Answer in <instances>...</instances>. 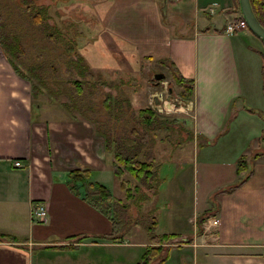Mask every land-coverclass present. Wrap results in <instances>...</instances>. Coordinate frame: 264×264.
I'll return each instance as SVG.
<instances>
[{
	"label": "crops",
	"instance_id": "crops-1",
	"mask_svg": "<svg viewBox=\"0 0 264 264\" xmlns=\"http://www.w3.org/2000/svg\"><path fill=\"white\" fill-rule=\"evenodd\" d=\"M231 1H77L92 13L90 25L83 27L91 38L77 49L93 72L122 73L134 59L147 66L155 54L158 65L165 64L172 74L192 82L189 106L171 108L172 102L163 98L161 108L164 105L168 111L162 108L154 117L161 120L178 113L192 123L191 131L179 124L185 130L180 136L192 138L190 161L175 158L160 165L164 161L154 157L153 183L171 186L167 189L169 221L160 234H173L171 241L180 242L174 247L180 248L181 264H264V139H259L264 127L262 53L246 30L232 35L222 32L225 19L233 14L228 11ZM213 3L217 7L209 13ZM132 66L125 74L141 70L134 62ZM149 80L144 105L136 113L150 105L155 87ZM95 88L104 90L103 99L104 94L116 95L107 85ZM30 100L29 83L0 54V233L13 236L10 241L0 239V264H97L95 247L116 246L98 237L110 236L111 222L82 199L81 188L79 194L70 190L66 180L69 171L87 169L89 180L105 185L112 194L116 181L112 142H106L92 121L47 111L49 101H42L46 107L40 110ZM240 121L247 124L241 126ZM150 134L154 137V131ZM198 138L202 140L196 145ZM250 140L254 148H248ZM157 151L163 153L159 143L153 155L150 150L143 154L144 159L153 162ZM255 153L259 155L254 158ZM242 158L245 165L236 173ZM14 160L21 166L14 167ZM170 163L175 172L166 171ZM121 175L136 184L126 173ZM189 189L190 196L184 192ZM154 190L155 200L161 201L159 190ZM189 198L190 211L176 214ZM38 204L44 208L41 217L33 213ZM209 219L217 224L209 225ZM48 252L61 256L49 257ZM70 253L77 256L69 258ZM169 258L164 256L159 264L169 263Z\"/></svg>",
	"mask_w": 264,
	"mask_h": 264
},
{
	"label": "rangeland",
	"instance_id": "rangeland-1",
	"mask_svg": "<svg viewBox=\"0 0 264 264\" xmlns=\"http://www.w3.org/2000/svg\"><path fill=\"white\" fill-rule=\"evenodd\" d=\"M8 5H4V1L0 0L2 5L0 6V25L2 23L3 31H12L13 36L21 37L23 39L22 49L23 52L20 56L21 59L19 66L22 72L30 78L32 76V71L24 72L23 70H28L29 68L40 65V67L47 66L45 61L44 64H36L35 62V54L38 52H44L48 55H60L62 57L60 63H58V69L56 71L58 73L52 75L53 69L50 71H39L43 81L41 82V95L39 96L40 101H44L48 103V97H50V91L57 92L56 95L53 94L52 99H50V103H48V107L40 104L39 109L41 110L43 107H46L47 111H53L57 115L63 113L66 117L72 116V110H74V104L78 106L77 114L75 116L77 119H98L100 121L105 122V117H110L112 115L118 114L119 110H122L120 117L118 120H108L104 126V131L107 135L117 134L120 140L121 136H126V143L128 145H133V147L137 146L138 159L143 160V153L147 152L146 146H150V153L153 155V149L156 145L161 144L163 147V153L159 154V152H155L153 156V168L155 171V158L161 159L164 162L162 164H166V161H174L175 158L178 160L186 161L191 160V137L186 138L180 136L181 132H185V130L179 125L184 124L186 130L191 131V118L184 114H173L168 117H163L161 120L153 121L151 125L147 126V132H142L141 130L144 128L142 119L138 118L135 113L138 107L144 105V91H145V83L148 77H150V82L154 85V91L164 92L165 97L168 102H172L169 105L173 108L172 105L178 106L182 105L181 99L179 97L178 92L180 88L175 84L174 78L172 77V72L168 66L164 64V66L158 65L155 61L160 59L155 54L152 55L151 62L148 63L147 66H144V61L142 59H134L132 62L126 65L125 69H122V73L120 72H112V73H101L97 74L92 71L91 64L84 57L83 60L89 63L88 70L90 71V79H86L85 77H80L76 75L72 71H68L65 68V60L66 54H68V50L64 48L67 46H74L73 52L77 47L87 43L91 35L88 32H85L87 22L90 21V16H92L91 12L86 11L82 8L83 4L78 3V0H5ZM32 1V2H30ZM29 2L28 5L38 6V5H46L48 7L49 19L48 22L51 25H56L59 28L60 36L53 33L54 40H58V42H54L46 37V31L38 30V27L34 23H31V20H28L24 7L26 3ZM217 7V6H216ZM24 16V17H23ZM87 16V17H86ZM2 22V23H1ZM79 28L81 29L80 33ZM39 31V32H38ZM246 31L251 34L247 30ZM1 28H0V38H1ZM11 33H9L10 35ZM93 36H96L92 34ZM251 40H253L258 49L261 51L262 55L264 53V45L260 41L259 38L251 35ZM36 40V41H35ZM246 41V40H245ZM38 42V43H36ZM33 50V53L31 52ZM80 52V51H77ZM1 54V53H0ZM70 59L73 58L74 55L69 53ZM79 54V53H78ZM4 62L10 66L8 62L5 61L3 55L1 54ZM264 56V55H263ZM47 56L40 57L39 60L46 59ZM57 59V58H56ZM97 60L103 61V58L96 57ZM106 60H108L106 58ZM136 66L140 65V71L132 72L130 74H125L126 70L132 66V63ZM166 63V62H162ZM96 65V64H95ZM11 67V66H10ZM12 68V67H11ZM37 69V68H36ZM35 69V70H36ZM13 70V69H12ZM14 72V71H13ZM42 72V73H41ZM260 78L262 77L261 67H260ZM155 73H162L163 78L159 81L151 79V76ZM16 74V73H15ZM17 75V74H16ZM97 75H101V80L104 81L105 85L109 86L112 91L115 92L114 103L108 107V110H104L103 106H105L106 99H103L104 90L100 89L98 91H91L90 94L83 93L80 96H77L74 93L73 87L67 80H75L77 79L80 84V88L86 90L90 87L85 86L83 83L85 82H95ZM23 80V79H22ZM262 80V78H261ZM87 87V88H86ZM125 99L127 105L122 106L118 103L117 99ZM143 101V102H142ZM62 102L64 105V109L61 110V106L58 107V103ZM157 99L154 97V103L157 104ZM108 103V102H107ZM71 105V106H70ZM45 108V109H46ZM130 109V110H129ZM165 111V110H164ZM162 111V112H164ZM167 111H165L166 113ZM43 114H46V111H43ZM111 114V115H107ZM131 114V118L129 117ZM164 114V113H162ZM83 116V117H82ZM133 116V117H132ZM90 120V121H91ZM171 120H175L171 122ZM177 122V124H175ZM241 126L246 125L243 121H240ZM97 126L99 124L97 122ZM111 131V133H110ZM150 131H154V137L150 134ZM114 132V133H113ZM118 140V141H119ZM201 138H198L197 143L201 142ZM252 145L254 148L255 145L250 140L248 144V148ZM264 145V143H263ZM153 147V149H152ZM155 157V158H154ZM176 160V159H175ZM20 163V162H19ZM21 164V163H20ZM13 165V162H12ZM169 166V165H168ZM165 165V167H168ZM170 172H175V167L172 163H170V167L168 170ZM156 175V174H155ZM154 176V175H152ZM126 177H130L126 175ZM121 175L119 179H122ZM131 178V177H130ZM133 179V178H131ZM129 186L131 188V194L128 198L124 197V193L119 191L118 181H115L114 186H110L111 193L114 195L113 199L115 202V207L113 210V219L115 222V235L122 236V239H112L102 238L101 240H108L116 243L114 248H109L106 250L105 247L97 246L93 249V253L97 256V264H111V260L113 258V264H135L142 254V251L145 247H150L154 242L151 240V234H160L162 231H166L167 224L169 221V212L168 208L171 204L168 197V191L171 186H167L163 183L154 182L152 186L159 190V194L161 195L162 200L156 201V195L154 188H148L146 185L141 184L138 186L137 190H133V181ZM137 183V182H136ZM139 184V182H138ZM112 185V184H111ZM190 187V186H189ZM186 195L190 196V189L188 191H184ZM121 198V199H120ZM117 199H120L118 201ZM190 198L185 201L184 208L182 210H178L176 214L180 216L182 212L187 214L190 211ZM104 204H102L103 206ZM153 224V225H152ZM216 225V224H215ZM151 230V231H150ZM150 231V232H149ZM125 239V241H124ZM170 238L169 240H172ZM168 240V241H169ZM180 241V240H179ZM144 243V244H135V243ZM185 242V241H184ZM125 243V244H122ZM180 242H172L168 244L167 242H160L157 245H161L162 249L168 250L167 256L169 258V263L167 264H181V261L178 257V251L180 248L174 247ZM75 247V246H71ZM173 247V248H172ZM185 249V248H183ZM49 257L61 256L60 253L48 252ZM73 253L67 254L69 258H75L77 255H72ZM108 254L109 260H106V256ZM113 254V256H112ZM161 254V253H160ZM183 256L186 254V250L182 252ZM175 262V263H174ZM184 264H187L186 262Z\"/></svg>",
	"mask_w": 264,
	"mask_h": 264
},
{
	"label": "trees",
	"instance_id": "trees-1",
	"mask_svg": "<svg viewBox=\"0 0 264 264\" xmlns=\"http://www.w3.org/2000/svg\"><path fill=\"white\" fill-rule=\"evenodd\" d=\"M3 1H4L5 6L8 5L5 0ZM2 3L3 2L0 3V6L2 5ZM28 4L29 2H27L26 6L24 7L25 13H26V15L24 16L28 17V20L30 19L31 23H34L36 25L35 27H38L39 31L40 29L43 32L46 31V37H49V39L54 42H58V40H54L52 32H55L59 35L60 31L56 25L53 26L48 22V19H49L48 7L46 5L33 6V5H28ZM249 4L259 24L264 28V0H249ZM228 11L239 14L237 0L231 1V5L229 6ZM2 25L4 24L2 23ZM2 25H0V28L2 31L1 38H0V52L3 55L4 59L6 60V62H8L10 66L12 67L14 73H16L17 76H19L21 79L29 83V93H30V98H31L30 104H32V106L34 107H39L40 104H42V101H40L38 98L42 94L40 91L41 90L40 85H41V82L43 81V78L41 77L39 71L41 70L43 72L47 70L50 71L51 69H53L52 75L58 73L56 71V68L58 69V63H60L62 57L60 55H48L44 52L36 53L34 57L35 62L33 63L44 64L46 61L47 66L45 65L44 67L41 68L40 65H38L36 66L37 69L35 67H32V68L28 67V70H23L24 72L32 71L33 73L32 76L28 78L22 72L19 66V63H20L19 59H21L20 56L23 52L22 45H21L23 44L22 43L23 39L21 37L19 38L17 36H13L14 33H12V31L11 32L9 30L3 31ZM9 33L11 34L9 35ZM64 49L68 50V54H66L65 60H63V63L65 61L64 63L65 68L68 71L74 72L76 75L80 77L86 76V79H90L89 78L90 71L88 70V66L83 60L80 53L77 52L78 49L76 48L77 51L75 50L73 52L74 46L70 47L67 45ZM31 52L33 53V50ZM69 53L71 54L73 53L72 55L74 56L72 59L68 57L70 55ZM42 56H47V58L44 60H39L40 57ZM261 73H262V77H261L262 85L264 86V56L263 55L261 56ZM172 77L174 78L175 84L180 88V91H179L180 99L188 100V97L190 96L192 92L191 80L190 81L184 80L180 76L174 75V74H172ZM67 82L72 85L74 93L77 96H80L83 93L90 94L91 93L90 90L95 92L96 91L95 87L97 85L99 86V88L105 85L104 81L101 80L99 75H97L96 81L94 83L93 82L83 83L85 86L90 87V89L86 87L87 88L86 90L80 88L81 83H79L77 79L67 80ZM56 93L57 92L50 91V97H48L49 102L51 101L50 99L55 97L53 96V94L56 95ZM104 95H105L106 102H105V106H103L104 107L103 109L108 110V107L111 106L112 103H114L115 101L111 95H107V94H104ZM117 100H118V103L121 104L122 106H124L125 104L127 105V102L125 101V99L119 98ZM58 104H59L58 107L61 106L60 107L61 110L64 109V105L62 104V102H59ZM77 108L78 106L74 104V108H73L74 110H72V116L71 117L68 116L69 118L76 119L75 113L77 114L78 112ZM248 110L252 111L249 108ZM119 111L120 112H118V114L116 115L105 117L106 118L105 122L103 120L100 121L101 118L99 120L98 117L97 119H92V120L90 118V120L96 126L98 122L99 127L98 126L97 127L99 131L104 135V139L106 140V142L107 143L108 141L112 142V146L114 149V159L116 161V165L114 166L112 170V174H113V177L116 179V181H118V187L121 189L122 193H124V197L128 198L129 195L131 194V188L129 186L130 183H128V181L125 180L124 177L122 179H119L121 174L126 173L131 178L136 180L137 183L133 185V190H137L138 186H140L141 184H144V186L146 185V187L148 188H151V187L153 188L152 184L155 178V171L153 168L152 159L151 160H147V159L139 160L137 158L138 157L137 146L133 147V145L131 144L128 145V143H126L125 141L126 139L125 135L121 136L119 140V137L117 134H111L109 137V135H107L106 132L104 131L103 124H105L108 120L110 121L118 120L122 110H119ZM136 114L138 118L142 119L143 123L141 124L144 125L143 127H144V130H146V132H147L146 127L149 126V124L151 125L153 121H157L156 118L154 117L158 113L155 110H153L150 106L140 108L139 110H137ZM107 115H111V114H107ZM128 118H131V114H129ZM259 139L260 140L264 139V127L261 130ZM146 148L147 150H149L150 146H146ZM258 155L259 153H255L253 157L255 158ZM244 165H245L244 158L239 159L238 162L236 163V169H235L236 173L241 171ZM88 176H89V171L87 169L71 170L67 173L66 184L70 190L74 191V193L76 192L77 194H79L78 189L81 188L82 189V194H81L82 199L85 200L88 204H90L94 208H97L100 212H102V214H104L106 217L109 218L111 225H112V232L109 238L111 237L114 240L122 239V236L115 235L114 233L115 227H116L114 219H113V210L115 207V202H114L112 194H110L109 190L107 189L105 185L95 182V181H90ZM117 200L120 201L119 199ZM102 204L104 205L102 206ZM203 217L204 216L202 215L199 217V219L202 220ZM98 237L99 239H102L106 236H98ZM172 237H175V235L170 234V233L169 234H166V233L151 234L150 238L154 243L150 247H145L143 249L139 260L135 264H159L161 263L163 261V257L167 256L169 248L168 250H165V251L163 250L164 252L160 254L162 247L161 245L159 246L157 244L160 242H164V243L169 242L168 240ZM12 238L13 236H10L9 234L0 233V239H5V240L10 241V239ZM83 238L84 236H79L77 239H83Z\"/></svg>",
	"mask_w": 264,
	"mask_h": 264
},
{
	"label": "water",
	"instance_id": "water-1",
	"mask_svg": "<svg viewBox=\"0 0 264 264\" xmlns=\"http://www.w3.org/2000/svg\"><path fill=\"white\" fill-rule=\"evenodd\" d=\"M238 4V11L240 16L244 19L247 30L260 39V41L264 44V28L259 24L258 20L256 19L255 15L253 14L249 0H237ZM162 73H155L151 76V79H154L156 81H159L163 78ZM155 85V84H154ZM153 97L157 99V104L154 103ZM165 97L164 92L161 91H154L151 96H149L150 99V107L155 110L156 112H161V100ZM182 105H190V102L188 100L181 99Z\"/></svg>",
	"mask_w": 264,
	"mask_h": 264
},
{
	"label": "built area",
	"instance_id": "built-area-1",
	"mask_svg": "<svg viewBox=\"0 0 264 264\" xmlns=\"http://www.w3.org/2000/svg\"><path fill=\"white\" fill-rule=\"evenodd\" d=\"M216 4H210L207 11L209 13L213 12L214 9L216 8ZM240 30H246V23L244 21V19L237 13H233L232 15H230L229 17H227L225 19V22L223 24L222 27V32L227 34V35H232ZM13 166L14 167H20L21 164L19 163L18 160H14L13 161ZM35 217H41L42 215H44V208L43 206H41V204H38L34 207V211H33ZM207 223L209 225H215L217 224V220L216 219H209L207 220ZM173 242V241H172ZM168 244L171 243V240H169V242H167Z\"/></svg>",
	"mask_w": 264,
	"mask_h": 264
},
{
	"label": "bare ground",
	"instance_id": "bare-ground-1",
	"mask_svg": "<svg viewBox=\"0 0 264 264\" xmlns=\"http://www.w3.org/2000/svg\"><path fill=\"white\" fill-rule=\"evenodd\" d=\"M240 31H242V30H240ZM238 32H239V31H238ZM162 108H163L165 111H168V110L165 108L164 105H162Z\"/></svg>",
	"mask_w": 264,
	"mask_h": 264
}]
</instances>
